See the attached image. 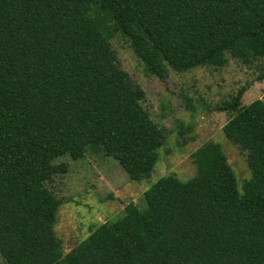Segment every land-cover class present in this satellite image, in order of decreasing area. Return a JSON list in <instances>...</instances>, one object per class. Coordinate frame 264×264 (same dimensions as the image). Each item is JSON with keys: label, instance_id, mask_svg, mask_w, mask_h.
Returning a JSON list of instances; mask_svg holds the SVG:
<instances>
[{"label": "trees", "instance_id": "obj_1", "mask_svg": "<svg viewBox=\"0 0 264 264\" xmlns=\"http://www.w3.org/2000/svg\"><path fill=\"white\" fill-rule=\"evenodd\" d=\"M144 71L221 68L226 55L264 80V0H0V257L4 264H264V103L243 88L215 110L245 152L241 184L217 143L192 154L194 176H163L114 222L67 253L53 231L60 200L46 186L58 157H111L146 178L163 143L110 41Z\"/></svg>", "mask_w": 264, "mask_h": 264}, {"label": "rangeland", "instance_id": "obj_2", "mask_svg": "<svg viewBox=\"0 0 264 264\" xmlns=\"http://www.w3.org/2000/svg\"><path fill=\"white\" fill-rule=\"evenodd\" d=\"M110 46L118 67L144 93L141 106L161 128L164 140L149 175L139 181L129 180L115 160L101 153H86L77 160L62 156L53 161L64 168L46 183L60 200L53 231L63 253L99 224L121 218L129 202L143 206L142 193L159 178L170 175L186 181L193 177L192 154L208 142L220 146L239 192L249 177L245 152L222 133L231 114L217 111L215 106L229 100L241 87V105L254 100L264 103V80H255L256 67L263 62L256 60L248 67L226 55L227 62L221 68L204 66L185 72L168 69L166 77L158 79L144 71L126 41L115 37ZM0 264H4L1 257Z\"/></svg>", "mask_w": 264, "mask_h": 264}]
</instances>
